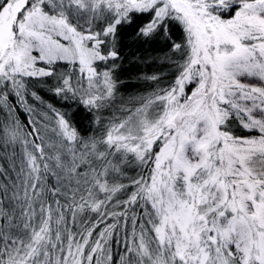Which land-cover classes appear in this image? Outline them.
Listing matches in <instances>:
<instances>
[{
    "label": "snow or ice",
    "instance_id": "1",
    "mask_svg": "<svg viewBox=\"0 0 264 264\" xmlns=\"http://www.w3.org/2000/svg\"><path fill=\"white\" fill-rule=\"evenodd\" d=\"M0 264H264V0H0Z\"/></svg>",
    "mask_w": 264,
    "mask_h": 264
},
{
    "label": "trees",
    "instance_id": "2",
    "mask_svg": "<svg viewBox=\"0 0 264 264\" xmlns=\"http://www.w3.org/2000/svg\"><path fill=\"white\" fill-rule=\"evenodd\" d=\"M53 102L55 103V100H53ZM23 118V117H22Z\"/></svg>",
    "mask_w": 264,
    "mask_h": 264
}]
</instances>
